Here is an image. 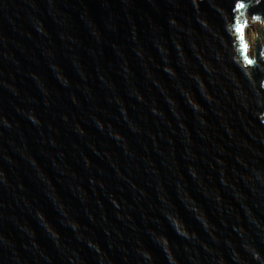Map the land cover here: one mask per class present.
I'll return each mask as SVG.
<instances>
[{
  "label": "water",
  "instance_id": "obj_1",
  "mask_svg": "<svg viewBox=\"0 0 264 264\" xmlns=\"http://www.w3.org/2000/svg\"><path fill=\"white\" fill-rule=\"evenodd\" d=\"M247 17L264 0H0V264H264Z\"/></svg>",
  "mask_w": 264,
  "mask_h": 264
},
{
  "label": "rangeland",
  "instance_id": "obj_2",
  "mask_svg": "<svg viewBox=\"0 0 264 264\" xmlns=\"http://www.w3.org/2000/svg\"><path fill=\"white\" fill-rule=\"evenodd\" d=\"M249 23H250V18L247 17V23L246 24L249 25ZM252 25H253V30L256 31L255 35L253 34L252 29L249 26L245 27L244 32H243L246 44L249 46L250 56H254V51H255L254 40H255V38L260 39L262 41L261 36H260V30L261 29L264 30V24L261 21L252 22ZM262 44L264 47L263 41H262Z\"/></svg>",
  "mask_w": 264,
  "mask_h": 264
},
{
  "label": "trees",
  "instance_id": "obj_3",
  "mask_svg": "<svg viewBox=\"0 0 264 264\" xmlns=\"http://www.w3.org/2000/svg\"><path fill=\"white\" fill-rule=\"evenodd\" d=\"M260 36H261L262 41L264 42V30L263 29L260 30Z\"/></svg>",
  "mask_w": 264,
  "mask_h": 264
}]
</instances>
